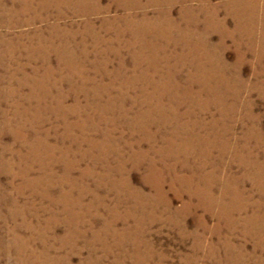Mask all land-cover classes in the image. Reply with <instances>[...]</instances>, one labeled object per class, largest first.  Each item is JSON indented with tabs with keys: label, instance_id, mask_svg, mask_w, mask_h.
<instances>
[{
	"label": "rangeland",
	"instance_id": "obj_1",
	"mask_svg": "<svg viewBox=\"0 0 264 264\" xmlns=\"http://www.w3.org/2000/svg\"><path fill=\"white\" fill-rule=\"evenodd\" d=\"M0 264H264V0H0Z\"/></svg>",
	"mask_w": 264,
	"mask_h": 264
},
{
	"label": "bare ground",
	"instance_id": "obj_2",
	"mask_svg": "<svg viewBox=\"0 0 264 264\" xmlns=\"http://www.w3.org/2000/svg\"><path fill=\"white\" fill-rule=\"evenodd\" d=\"M11 8V7H10ZM100 15V14H99ZM3 19V18H2ZM81 143V142H80ZM26 148V147H25ZM7 173V172H6ZM236 173V172H235ZM6 187V186H5ZM4 194V193H3ZM256 198V197H255ZM18 203V202H17ZM12 208V207H11Z\"/></svg>",
	"mask_w": 264,
	"mask_h": 264
}]
</instances>
